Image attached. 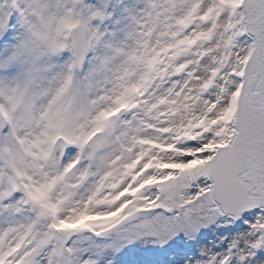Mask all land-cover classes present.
Returning <instances> with one entry per match:
<instances>
[{
	"label": "snow or ice",
	"instance_id": "1",
	"mask_svg": "<svg viewBox=\"0 0 264 264\" xmlns=\"http://www.w3.org/2000/svg\"><path fill=\"white\" fill-rule=\"evenodd\" d=\"M0 264H264V0H0Z\"/></svg>",
	"mask_w": 264,
	"mask_h": 264
}]
</instances>
